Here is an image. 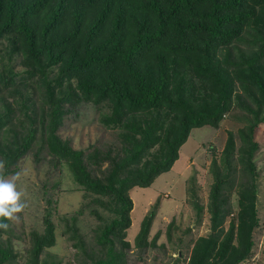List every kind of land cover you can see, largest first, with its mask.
<instances>
[{
	"label": "trees",
	"instance_id": "16d2710c",
	"mask_svg": "<svg viewBox=\"0 0 264 264\" xmlns=\"http://www.w3.org/2000/svg\"><path fill=\"white\" fill-rule=\"evenodd\" d=\"M86 104L117 133L106 148H75L59 133ZM226 116L241 126L228 131L212 160V233L195 240L186 264H242L253 254L264 0H0V180L35 144L38 159L43 153L67 167L90 198L79 213L86 206L99 221L89 243L75 215L62 217L63 235L85 264L127 263L130 191L171 170L194 129L219 128ZM233 193L238 210L225 231L220 225L233 214ZM155 214L141 223V250L156 245L159 233L148 240ZM43 219L44 228L27 235L20 264H62L50 251L57 243L51 207ZM0 220L8 224L0 229V264H18L11 217Z\"/></svg>",
	"mask_w": 264,
	"mask_h": 264
},
{
	"label": "rangeland",
	"instance_id": "374dc122",
	"mask_svg": "<svg viewBox=\"0 0 264 264\" xmlns=\"http://www.w3.org/2000/svg\"><path fill=\"white\" fill-rule=\"evenodd\" d=\"M17 64L16 69L23 71L24 67ZM240 126L241 123L235 118L226 116L219 128L203 126L194 129L171 170L159 175L151 186L134 187L130 191L133 200L132 224L127 230L126 239L131 247L126 249V264H186L195 240L212 233V215L208 206L214 176L210 166L214 157H220L228 131L237 132ZM59 133L69 139L75 148L81 149H87L90 144L106 148L117 140V133L107 130L97 119L95 109L87 104L66 117ZM256 139L260 142L256 155L260 223L254 233L253 254L242 264H264V123L259 126ZM37 149L38 145L35 144L17 164V171L1 179L14 178L15 190L20 193L18 202L21 208L11 216L16 234L11 236L14 250L18 254L16 260L18 264L25 260L26 243L29 245L27 235L32 229L44 228L43 217L49 206L52 220L57 225V243L50 251L62 264H85L82 251L73 245L74 242L67 235H63L65 225L62 217L70 220L75 215L80 232L91 243L93 229L99 221L86 206L79 213L90 198L84 196V191L74 182L67 167H56L43 153L38 159ZM191 187L195 189L192 195ZM237 197L235 193L229 197L233 214L227 216L224 224L220 225L225 231L237 213ZM50 199L51 203L48 202ZM195 203L202 207L201 210L199 207L200 211ZM100 209L103 210L102 207ZM152 209L156 210V214L148 240H152L157 233L159 237L155 246L141 250L135 244L136 236L143 219ZM103 213L106 217L112 216L105 210Z\"/></svg>",
	"mask_w": 264,
	"mask_h": 264
},
{
	"label": "clouds",
	"instance_id": "9594fccd",
	"mask_svg": "<svg viewBox=\"0 0 264 264\" xmlns=\"http://www.w3.org/2000/svg\"><path fill=\"white\" fill-rule=\"evenodd\" d=\"M20 193L15 190L13 180H0V217L8 218L21 208L18 202ZM8 224L0 220V229H7Z\"/></svg>",
	"mask_w": 264,
	"mask_h": 264
}]
</instances>
